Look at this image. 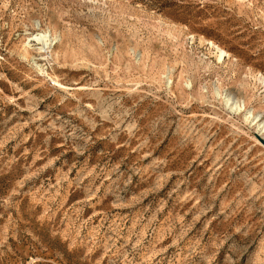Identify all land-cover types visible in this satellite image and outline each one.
Masks as SVG:
<instances>
[{
    "label": "rangeland",
    "instance_id": "1",
    "mask_svg": "<svg viewBox=\"0 0 264 264\" xmlns=\"http://www.w3.org/2000/svg\"><path fill=\"white\" fill-rule=\"evenodd\" d=\"M261 76L264 0H0V264H264Z\"/></svg>",
    "mask_w": 264,
    "mask_h": 264
},
{
    "label": "bare ground",
    "instance_id": "2",
    "mask_svg": "<svg viewBox=\"0 0 264 264\" xmlns=\"http://www.w3.org/2000/svg\"><path fill=\"white\" fill-rule=\"evenodd\" d=\"M47 38H51V37H49V36H40V37H36V40H41V39H47ZM49 40V39H48ZM51 43V42H50ZM218 49H219V51H220V53L223 55V54H227L223 49H221V48H219L218 47ZM261 81L263 82V84H264V76H261ZM234 104V106L235 107H238L239 108V106H240V104L238 105V102L235 104V103H233ZM232 104V105H233ZM241 107V106H240ZM247 119H249V118H247ZM253 120L254 121H256V125L258 126V128L260 129V132H263V134H264V114H259V115H257V116H254V118H253Z\"/></svg>",
    "mask_w": 264,
    "mask_h": 264
}]
</instances>
